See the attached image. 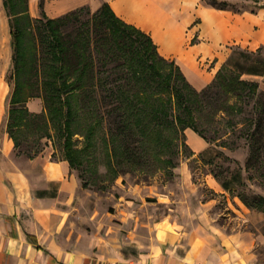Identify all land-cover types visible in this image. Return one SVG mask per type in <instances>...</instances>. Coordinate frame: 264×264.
<instances>
[{
    "label": "trees",
    "instance_id": "1",
    "mask_svg": "<svg viewBox=\"0 0 264 264\" xmlns=\"http://www.w3.org/2000/svg\"><path fill=\"white\" fill-rule=\"evenodd\" d=\"M205 1L235 11L264 8L261 0H249L254 5L241 8L233 0ZM28 2L4 0L13 46L7 131L17 155L34 158L44 152V138L61 136L63 159L71 168H80L96 162L98 136L104 132L101 140L110 169L114 162H144L151 157L172 163L170 149L186 129L208 141L222 139L237 132L236 117L250 106L251 114L245 116L249 128L241 129L240 135L256 156L264 154V91L256 80L243 78L264 76V47L238 48L213 82L198 90L175 61L160 54L150 34L120 18L109 3L71 35L63 26L86 6L58 18L48 17L44 10L41 17H33ZM32 98L43 100L41 113L29 109ZM79 133L83 146L75 138ZM165 153L167 157L162 156ZM222 185L233 190L227 181ZM238 197L249 208L264 211V196Z\"/></svg>",
    "mask_w": 264,
    "mask_h": 264
},
{
    "label": "crops",
    "instance_id": "2",
    "mask_svg": "<svg viewBox=\"0 0 264 264\" xmlns=\"http://www.w3.org/2000/svg\"><path fill=\"white\" fill-rule=\"evenodd\" d=\"M40 1L31 0L35 17H41L43 10L58 18L71 9L86 5L97 10L109 3L120 18L150 34L160 54L175 61L198 90L213 82L234 49L264 47V8L219 9L205 0H44L38 12L35 6ZM9 21L0 0V264H95L94 259L59 249L63 215L50 206L53 197L48 189L68 176L69 163L54 159L49 146L34 158L17 155L7 131L10 86L5 71L13 64ZM28 107L41 113L44 102L32 98ZM186 137L196 153L208 147L191 128L186 129ZM224 229L206 216L197 226H188L169 215L156 224L146 251L110 264H258L254 251L258 235Z\"/></svg>",
    "mask_w": 264,
    "mask_h": 264
},
{
    "label": "rangeland",
    "instance_id": "3",
    "mask_svg": "<svg viewBox=\"0 0 264 264\" xmlns=\"http://www.w3.org/2000/svg\"><path fill=\"white\" fill-rule=\"evenodd\" d=\"M233 2L239 8L254 5L249 0ZM28 3L35 17L31 0ZM35 8L41 12L39 2ZM97 10L86 6L63 26V31L75 35L82 21H92ZM12 68L13 64L6 69L5 79L8 80ZM243 78L256 80L264 91V76L244 74ZM11 90L10 86V94ZM251 107L236 117L239 122L236 133L215 141L206 140L208 147L200 153L193 151L186 135L181 133L175 139L177 144L170 149L172 163L151 157L144 162H114L110 169L101 140L104 132H101L96 162H86L80 168L70 167L63 182L51 184L48 189L53 197L50 206L63 215L59 249L94 259L95 264L133 259L149 248L156 224L169 215H176L188 226H197L206 216L226 232L239 229L258 235L254 251L258 264H264V211L249 208L238 197V194L250 198L264 196V154L256 156L248 139L240 135L241 129L249 128L245 116L251 114ZM108 120H105L106 128ZM210 134L207 132V136ZM75 138L79 146L85 144L82 133ZM42 145L45 149L52 148L54 159L65 160L61 136L44 138ZM223 181L232 186L231 192L223 187Z\"/></svg>",
    "mask_w": 264,
    "mask_h": 264
},
{
    "label": "bare ground",
    "instance_id": "4",
    "mask_svg": "<svg viewBox=\"0 0 264 264\" xmlns=\"http://www.w3.org/2000/svg\"><path fill=\"white\" fill-rule=\"evenodd\" d=\"M2 61L3 59L0 62L3 63ZM2 89H3V84L2 82H0V97L2 96Z\"/></svg>",
    "mask_w": 264,
    "mask_h": 264
}]
</instances>
